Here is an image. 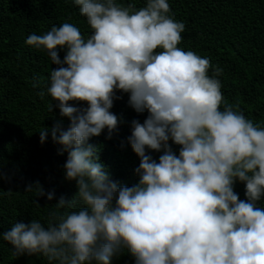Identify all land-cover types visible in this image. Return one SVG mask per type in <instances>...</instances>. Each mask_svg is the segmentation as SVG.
Returning a JSON list of instances; mask_svg holds the SVG:
<instances>
[{
	"label": "clouds",
	"instance_id": "1",
	"mask_svg": "<svg viewBox=\"0 0 264 264\" xmlns=\"http://www.w3.org/2000/svg\"><path fill=\"white\" fill-rule=\"evenodd\" d=\"M73 3L91 30L87 38L64 22L30 33L25 44L56 65L46 92L70 123L53 126L51 139L67 153L63 176L76 191L46 204L43 222H15L0 239L13 256L47 264H112L125 252L134 264H264V127L224 100L223 69L178 47L185 25L168 0L138 9L117 0ZM117 92L147 113L127 137L139 159L131 185L112 179L89 142L117 131ZM48 133L39 132L41 144ZM33 191L48 202L55 196L38 181L25 186Z\"/></svg>",
	"mask_w": 264,
	"mask_h": 264
},
{
	"label": "trees",
	"instance_id": "2",
	"mask_svg": "<svg viewBox=\"0 0 264 264\" xmlns=\"http://www.w3.org/2000/svg\"><path fill=\"white\" fill-rule=\"evenodd\" d=\"M136 8L145 0H117ZM170 14L185 25L178 47L207 57L210 65L223 69L218 77L224 100L234 105L247 119L264 127V0H168ZM68 22L79 28L87 38L91 30L86 18L79 14L73 0H0V233L15 222L47 216L46 204H54L63 196L71 200L76 189L63 176L67 153L51 139V129L69 127V120L60 115L46 88L52 65L45 52L25 44L27 36L47 32L55 24ZM59 56L63 59L64 52ZM211 75V68L209 69ZM36 83V87H34ZM44 91V96L38 94ZM113 101L111 111L122 122L111 139L107 130L89 141L100 148V161L113 180L125 185L137 181L134 169L138 157L127 144L131 122L141 123L147 113L137 114L128 106V95ZM86 105H78L85 107ZM48 129L41 144L39 132ZM123 145V146H122ZM178 153V146L171 145ZM157 159L160 153H151ZM38 181L47 192L48 202L36 193L25 192V186ZM234 191L241 200L244 185L235 183ZM37 199L41 208H36ZM264 206V201L261 202ZM51 207V206H49ZM43 222V220H42ZM0 264H47L44 258L13 256L11 246L0 239ZM112 264H134L128 253L112 259Z\"/></svg>",
	"mask_w": 264,
	"mask_h": 264
}]
</instances>
